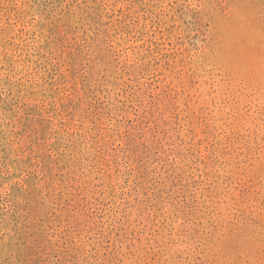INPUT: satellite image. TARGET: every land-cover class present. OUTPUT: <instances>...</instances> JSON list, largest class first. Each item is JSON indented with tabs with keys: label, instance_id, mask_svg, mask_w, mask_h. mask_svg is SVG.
I'll list each match as a JSON object with an SVG mask.
<instances>
[{
	"label": "rangeland",
	"instance_id": "374dc122",
	"mask_svg": "<svg viewBox=\"0 0 264 264\" xmlns=\"http://www.w3.org/2000/svg\"><path fill=\"white\" fill-rule=\"evenodd\" d=\"M0 264H264V0H0Z\"/></svg>",
	"mask_w": 264,
	"mask_h": 264
}]
</instances>
